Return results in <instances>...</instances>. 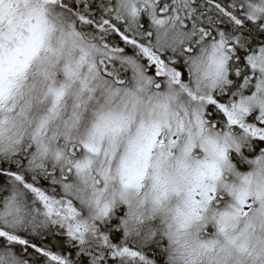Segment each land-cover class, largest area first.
<instances>
[{
  "label": "snow or ice",
  "instance_id": "6c2138e0",
  "mask_svg": "<svg viewBox=\"0 0 264 264\" xmlns=\"http://www.w3.org/2000/svg\"><path fill=\"white\" fill-rule=\"evenodd\" d=\"M0 264H264V0H0Z\"/></svg>",
  "mask_w": 264,
  "mask_h": 264
}]
</instances>
